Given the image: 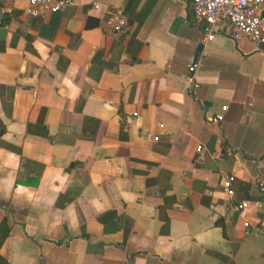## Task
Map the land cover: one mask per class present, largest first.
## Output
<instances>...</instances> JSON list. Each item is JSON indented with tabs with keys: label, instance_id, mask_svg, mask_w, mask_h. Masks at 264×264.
Wrapping results in <instances>:
<instances>
[{
	"label": "crops",
	"instance_id": "obj_1",
	"mask_svg": "<svg viewBox=\"0 0 264 264\" xmlns=\"http://www.w3.org/2000/svg\"><path fill=\"white\" fill-rule=\"evenodd\" d=\"M27 3L0 0V259L264 264V44L205 41L192 0Z\"/></svg>",
	"mask_w": 264,
	"mask_h": 264
},
{
	"label": "built area",
	"instance_id": "obj_2",
	"mask_svg": "<svg viewBox=\"0 0 264 264\" xmlns=\"http://www.w3.org/2000/svg\"><path fill=\"white\" fill-rule=\"evenodd\" d=\"M75 4L76 0H28L25 14L29 19L37 20L48 14L63 13ZM191 12L194 24L202 27L205 41L212 40L220 26L228 24L233 39L248 40L256 48L264 44V0H192ZM107 24L116 34H122L129 28L121 13H112ZM190 72L194 73L195 68H190ZM220 121L222 117L212 119V123ZM204 151L203 147L197 150L199 154ZM226 153L229 155L228 149ZM231 183L230 176L221 180L223 193L229 200L234 199ZM246 208V203H239L232 206V211L241 216Z\"/></svg>",
	"mask_w": 264,
	"mask_h": 264
},
{
	"label": "trees",
	"instance_id": "obj_3",
	"mask_svg": "<svg viewBox=\"0 0 264 264\" xmlns=\"http://www.w3.org/2000/svg\"><path fill=\"white\" fill-rule=\"evenodd\" d=\"M4 233H5V235H4L2 238H0V239H1V240H0V246H1L2 242L5 241V240L8 238L9 233H10L9 230L7 229L5 223H3V224L1 225V227H0V235H2V234H4ZM0 237H1V236H0ZM0 264H6V263H4V262L0 259Z\"/></svg>",
	"mask_w": 264,
	"mask_h": 264
},
{
	"label": "water",
	"instance_id": "obj_4",
	"mask_svg": "<svg viewBox=\"0 0 264 264\" xmlns=\"http://www.w3.org/2000/svg\"><path fill=\"white\" fill-rule=\"evenodd\" d=\"M4 31H0V36H4ZM201 51H202V47L201 46H199L198 48H197V51H196V54H195V57H194V60H193V64H194V66H196L197 65V62H198V60H199V58H200V56H201Z\"/></svg>",
	"mask_w": 264,
	"mask_h": 264
}]
</instances>
